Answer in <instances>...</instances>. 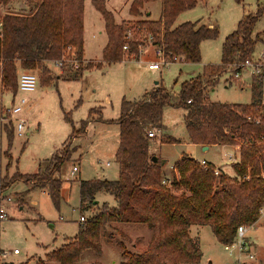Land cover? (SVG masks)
Instances as JSON below:
<instances>
[{
    "label": "trees",
    "instance_id": "1",
    "mask_svg": "<svg viewBox=\"0 0 264 264\" xmlns=\"http://www.w3.org/2000/svg\"><path fill=\"white\" fill-rule=\"evenodd\" d=\"M16 0H0V9ZM161 1L158 21L139 20L115 24L112 13L102 0L92 4L101 15L107 44L103 49V63L123 61L122 47L129 45L127 55H138V40L153 39L152 45L160 49L170 64L177 59L187 64L200 62V44L217 37L215 28L183 23L175 26L179 14L195 7V0H132L129 14L138 17L145 3ZM25 13L0 15V89L13 97L17 93L19 71L40 73V83L48 86L54 80L50 66L63 57L66 47L76 50L77 59H83V6L84 0H24ZM254 18L239 23L221 47L220 65H208L203 75L182 84L178 96L157 85L142 100H122L116 181H79V211H97L79 224L77 235L65 239V244L39 259L38 264H77L81 254L93 251L101 255V232L106 226L142 225L156 234L142 253H123L120 264H199L202 253L197 239L189 235L191 226L209 227L216 242L222 246L233 242L239 226H251L258 219L264 203V83L252 79V101L248 105H228L210 102L205 91L218 75L234 63L243 61L254 52L258 37H252ZM132 27V28H131ZM136 31L134 42H127L126 31ZM139 38V39H138ZM101 68L102 63H86L77 71L67 73L66 81H80L85 71ZM183 109V123L190 144L197 146L238 147L237 163H233L232 176L205 164L203 168L188 156H182L173 165L174 174L169 185L162 184L166 175L161 160L152 161L148 137L151 130L163 126L166 108ZM4 107L0 102V117ZM92 114V110L90 111ZM65 120L70 122L68 114ZM71 123V122H70ZM88 121H82L77 135H84ZM7 141L4 152L10 167L9 151L13 142L12 125H3ZM74 134V132L72 133ZM164 144H178L179 140L167 136ZM72 150L63 149L41 164L38 172L22 175L15 172L10 181L0 182V194L16 182L31 189L46 190L55 208L61 201V174L69 164ZM111 195L116 205L102 204L95 196ZM98 208V209H97ZM124 236V234L121 233Z\"/></svg>",
    "mask_w": 264,
    "mask_h": 264
},
{
    "label": "rangeland",
    "instance_id": "2",
    "mask_svg": "<svg viewBox=\"0 0 264 264\" xmlns=\"http://www.w3.org/2000/svg\"><path fill=\"white\" fill-rule=\"evenodd\" d=\"M92 1L84 0L83 55L86 60L102 63L101 68L92 67L85 71L80 81H66L59 77L77 71L88 62L82 60V63L72 67L71 59H65L62 71L50 66V76L54 80L48 86L41 85L39 72L25 71L38 79L34 92L26 95L16 93L13 97L0 89V101L4 108H9L21 96H24L31 106L25 116L29 126L24 138H18L13 133L14 138L9 151L10 167H7L8 160L4 156L7 141L0 123V182L4 177H8L6 180L8 183L15 172L22 175L37 173L41 164L58 153L61 154L66 148L73 152L69 164L62 171L61 180L65 174L66 178L70 177L73 166L78 168L72 179L63 180L65 182L61 189L58 208L52 204L47 191L31 189L23 182H19L17 186L15 184L18 182L13 183L2 192V197L10 198L9 202L0 201V207L7 214V219L0 222V250L10 253L4 263L38 264V260H43L46 254L61 248L65 244V239L77 235L80 216L87 219L97 211L96 209L83 213L79 211L78 184L79 181L112 182L118 179L115 151L119 134L117 121L122 100L131 102L142 100L156 82L173 96H178L182 84L202 76L206 66L220 65L224 40L246 19H255L252 37H258L251 56L255 57L264 50V0H195V7L179 14L175 26L196 23L197 26H212L210 29H216L218 34L215 39L205 40L200 44L199 63L187 64L177 61L161 67L158 71H151L147 67L148 64L158 62V58L155 48L146 43L141 48L142 53L138 60L130 61L131 55L123 51L125 61L105 64L103 49L106 46L107 35L101 15L94 8ZM102 1L107 10H115L117 21L133 18L158 21L161 15V1L145 3L142 8L144 13L138 17L129 14L128 0ZM126 35V41L136 40V31L130 29L126 31ZM227 68L217 76L212 86L207 87L205 91L207 99L212 103L228 105L250 104L252 78L242 72L240 79L236 81L233 73ZM262 99L264 101V92ZM92 109L94 110L91 114ZM67 114L71 123L65 120ZM183 114L184 111L180 108L168 107L164 110L163 125L167 135L162 134L164 127L150 131L155 134V138L149 140L148 151L151 156L158 157V160L160 158L167 160L169 166L174 165L182 153H186L196 162L205 160L216 167L227 165L230 162L229 146L213 147L209 152L202 153L199 148L192 145L161 143L168 135L181 140L185 138ZM82 121H88L85 134L77 135L75 132L80 130ZM107 163L110 165L106 166ZM163 171L170 179L173 178L172 170ZM174 178L177 180L179 177L177 175ZM97 201L108 206L114 203L113 197L106 193H98ZM98 208L100 209V206ZM192 231L194 232V229ZM155 234L156 231H151L146 226L112 223L101 232V255L85 251L77 264H120L125 259L126 255L123 254L125 252H144ZM196 236L203 254L202 264L232 262L224 247L216 242L209 227H201ZM247 236L250 252L254 257L251 264H264V224L259 223ZM14 250L19 254L13 255Z\"/></svg>",
    "mask_w": 264,
    "mask_h": 264
},
{
    "label": "built area",
    "instance_id": "3",
    "mask_svg": "<svg viewBox=\"0 0 264 264\" xmlns=\"http://www.w3.org/2000/svg\"><path fill=\"white\" fill-rule=\"evenodd\" d=\"M139 39V38H138ZM137 41V39L135 40ZM141 44L138 46V55L135 57L134 55H131L132 60L135 61L138 60V56L142 53L141 48L144 46V44L148 43L151 46L153 39L151 37H147L146 39H139L138 40ZM129 42V40H127ZM156 50V57L158 58V62L155 63H149L148 69L151 71H158L161 69V67H166L170 63L167 59V57L164 56V53L153 46ZM122 50L124 52L129 51V45L128 43H125L122 47ZM66 55V56H65ZM65 59H71L70 66L76 67V64H80L81 62L77 59L76 50L72 46H68L65 49L63 57L58 60L54 61L51 66L56 68L59 71H62L63 64ZM124 60V59H123ZM125 61V60H124ZM129 61V60H128ZM174 62H177L179 60L174 59ZM1 62H0V70H1ZM230 71L233 73L234 80L238 81L241 77V73L245 72L250 78L260 80L264 83V50L257 54L255 57H249L243 61H240L238 63H234L230 66H228ZM38 84V79L35 75L28 73V72H21L18 74L17 77V93H20L22 95H26L29 93H32L36 90ZM31 106L29 105V101L24 97L21 96L19 100H17L16 103H13L9 108H4L3 114L0 117V123L2 125H12L14 134L18 138H24L26 131L28 129L29 123L28 120L23 116V113L27 111V109H30ZM155 134L153 132L148 133V137L153 138ZM204 162H202L200 165L205 168ZM108 166V164L106 165ZM77 172V168H72V174H75ZM219 171L214 170L215 175H219ZM264 179V176L262 177ZM162 184H170L169 181L163 180ZM10 201V198H4L0 194V201ZM7 219V214L5 213L4 209L0 207V222ZM85 218L83 216L79 217V224H82L84 222ZM258 222H264V203L259 209L258 212V219L255 223ZM254 223V224H255ZM253 224V225H254ZM250 226H239L236 231L235 238L232 243L223 246L225 251L227 252V255L232 258V262L228 264H249L254 259L252 253L250 252L249 246L246 241L247 233L249 231ZM19 252L17 250L13 251V255H18ZM10 256V253L7 251H1L0 250V264L4 263L7 258Z\"/></svg>",
    "mask_w": 264,
    "mask_h": 264
},
{
    "label": "crops",
    "instance_id": "4",
    "mask_svg": "<svg viewBox=\"0 0 264 264\" xmlns=\"http://www.w3.org/2000/svg\"><path fill=\"white\" fill-rule=\"evenodd\" d=\"M128 2H129V8H130V5H131V2H132V0H128ZM20 6V7H19ZM106 7V6H105ZM25 10H26V7H25V3H24V0H16V1H13L10 5H8L7 7H5V8H1L0 9V15L1 16H4V15H6L8 12H11V13H19V14H22V13H25ZM143 9H141V14L142 13H144V10L142 11ZM107 11H109L110 13H112V15H113V18H114V21H115V24H117V25H120L121 23H123V22H132V21H139L140 19H138V20H133V19H130V20H120V21H117L116 20V15L114 14L115 13V10H113V11H111V10H107ZM147 13V11H145V14ZM141 14H140V16H141ZM149 15V14H148ZM83 19H84V14H83ZM148 20V19H147ZM104 23V22H103ZM104 25V24H103ZM83 27H84V22H83ZM209 28H211L212 26H208ZM107 44V41H106V43H105V45ZM104 45V46H105ZM83 50H84V36H83ZM83 61H86V62H88V63H95L94 61H92V60H86L85 58H84V55H83V59H82ZM22 71H19V73H21ZM252 83V82H251ZM157 85H159V83L158 82H156L155 83V86L153 87V88H155ZM244 86V85H243ZM250 86H251V84H250ZM152 88V89H153ZM151 89V90H152ZM151 90H149L148 92H150ZM147 92V93H148ZM263 92H264V87H263ZM146 93V94H147ZM1 102V101H0ZM129 102H131V101H129ZM28 110L29 109H27V111H25L24 113H23V116L25 117L26 116V114L28 113ZM94 109H92V111H93ZM164 113V112H163ZM26 118V117H25ZM96 118H98V117H96ZM27 119V118H26ZM99 119V118H98ZM103 120V119H102ZM106 122H108V121H106ZM162 122H163V120H162ZM182 122H183V116H182ZM1 126H3L2 124H1ZM164 126V125H163ZM183 126H184V123H183ZM184 129H185V127H184ZM2 133L4 134V137H5V140H6V136H5V133H4V130H3V127H2ZM166 128H165V126H164V129H163V131H162V134L163 135H167V133H166ZM186 132V131H185ZM168 136H170V135H168ZM170 137H172V138H174V139H177V140H179L180 141V143H178V144H183V145H187V146H189V145H192V146H195V147H197V148H199L200 149V151L202 152V153H206V152H209L210 150H211V148H213V147H221V148H226L227 146H197V145H193V144H190L189 143V141L187 140V134H186V136H185V138L184 139H178V138H175V137H173V136H170ZM14 138V137H13ZM118 140H119V134H118V139H117V146H116V151H117V149H118ZM204 147H206L207 149L206 150H204L203 148ZM229 149H230V153H229V156H228V159L230 160V162L227 164V165H225V166H222V167H216L215 165H213V164H211V165H213V167L215 168V170H217V171H219V172H223V173H225V174H227V175H230V176H232V170H231V165L233 164V163H237L238 162V159H237V152H238V150H239V148L238 147H229ZM116 151H115V153H116ZM9 155L11 156V154L9 153ZM149 155H151L150 153H149ZM182 156H188L186 153L184 154V153H182L181 155H180V157H179V159L178 160H180L181 158H182ZM189 157V156H188ZM158 158V157H157ZM160 160H161V162H162V166H163V170L164 169H167L168 171H170V170H172V174H174V176H177V173L175 172V171H173V165L172 166H169L168 165V161L167 160H165V159H161L160 158ZM202 162H204V163H207V164H210L208 161H205V160H202V161H200V162H198L199 164H201ZM108 164V166L110 165L109 163H107ZM106 164V165H107ZM73 167H76V166H73ZM72 167V168H73ZM77 168V167H76ZM225 169H228L229 171L228 172H226V171H224ZM77 172H78V168H77ZM76 172V173H77ZM75 173V174H76ZM75 174H72V170H71V172H70V177L69 178H66L65 176H67L66 174H65V176H64V179H62V186H63V182H65V181H69L70 179H72L74 176H75ZM24 175V174H23ZM26 175V174H25ZM166 175V178H165V180L167 179H169V177H168V175L167 174H165ZM72 177V178H71ZM63 180H65V181H63ZM72 181V180H71ZM67 183V182H66ZM19 184V182L18 183H16L15 185L17 186ZM69 184V183H68ZM14 185V186H15ZM26 187V186H25ZM26 189L28 190V187H26ZM62 189V188H61ZM41 190V189H40ZM41 191H44V190H41ZM46 191V190H45ZM111 196V195H110ZM95 199H96V202L98 203V205L99 206H101V204L97 201V195L95 196ZM113 201H114V203L112 204V205H110L109 207H114L115 205H116V203H115V200H114V198H113ZM259 223H263L264 224V222H258V223H255L253 226H251L250 228H249V231H248V233H247V235H249V233H250V231L255 227V226H257ZM51 228H52V226H51ZM192 229H194V232L192 231ZM201 229V227H198V226H191L190 227V229H189V235H190V237L191 238H195V239H197L198 240V242H199V239L197 238V233H198V231ZM247 238H248V236H247ZM246 241H247V244H248V246H249V249L251 248L250 247V244H249V242H248V240L246 239ZM199 247H200V242H199ZM201 250V249H200ZM251 250V249H250ZM202 257H203V254H202ZM199 264H202V258H201V261H200V263ZM249 264H251V263H249Z\"/></svg>",
    "mask_w": 264,
    "mask_h": 264
},
{
    "label": "water",
    "instance_id": "5",
    "mask_svg": "<svg viewBox=\"0 0 264 264\" xmlns=\"http://www.w3.org/2000/svg\"><path fill=\"white\" fill-rule=\"evenodd\" d=\"M203 149L206 150L207 148L204 147ZM156 159H157L156 157H152V161H153V162H156ZM4 264H8V263H4Z\"/></svg>",
    "mask_w": 264,
    "mask_h": 264
}]
</instances>
